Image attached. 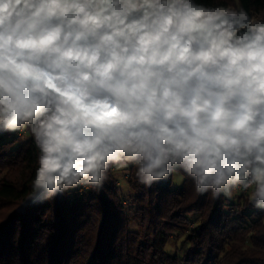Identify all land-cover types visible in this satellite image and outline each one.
Instances as JSON below:
<instances>
[{
  "label": "clouds",
  "instance_id": "1",
  "mask_svg": "<svg viewBox=\"0 0 264 264\" xmlns=\"http://www.w3.org/2000/svg\"><path fill=\"white\" fill-rule=\"evenodd\" d=\"M25 130L24 203L134 168L212 199L250 189L264 210V19L204 0H0V134Z\"/></svg>",
  "mask_w": 264,
  "mask_h": 264
},
{
  "label": "trees",
  "instance_id": "2",
  "mask_svg": "<svg viewBox=\"0 0 264 264\" xmlns=\"http://www.w3.org/2000/svg\"><path fill=\"white\" fill-rule=\"evenodd\" d=\"M233 1L264 13V0ZM37 155L26 130L0 134V264H264V210L251 191L212 199L186 176L179 188L172 176L147 187L130 168L127 192L111 171L102 188L24 203ZM170 241H180L172 254Z\"/></svg>",
  "mask_w": 264,
  "mask_h": 264
},
{
  "label": "rangeland",
  "instance_id": "3",
  "mask_svg": "<svg viewBox=\"0 0 264 264\" xmlns=\"http://www.w3.org/2000/svg\"><path fill=\"white\" fill-rule=\"evenodd\" d=\"M228 3L236 4V2L233 1V0L231 2H228ZM253 17L256 18V19H263L264 18V13L253 15ZM20 134L23 136V132H18L17 133V135H20ZM129 171H130L129 169L126 170L125 172H120V171H115V170L113 171V173H115V176H116V178L118 180L117 184H118V187H119L121 192H127L128 191L124 179L127 176V174L129 173ZM182 180H183V178H182L180 173L173 174L172 175V187H174V188L181 187ZM234 195H238V193H236ZM173 243H174V241H170V245H168L166 247V251H168L171 254L174 253L175 247H179L180 241L175 242V245Z\"/></svg>",
  "mask_w": 264,
  "mask_h": 264
},
{
  "label": "built area",
  "instance_id": "4",
  "mask_svg": "<svg viewBox=\"0 0 264 264\" xmlns=\"http://www.w3.org/2000/svg\"><path fill=\"white\" fill-rule=\"evenodd\" d=\"M79 189H80L81 192L84 191V190H86V188H84L83 186L79 187ZM250 191H251V190L249 189V190H247V191H239V192H237V193H238V194H242V195H246V194H248Z\"/></svg>",
  "mask_w": 264,
  "mask_h": 264
}]
</instances>
